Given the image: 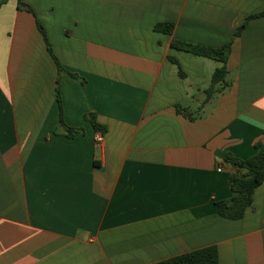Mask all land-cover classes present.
<instances>
[{"label":"crops","instance_id":"0c3cea01","mask_svg":"<svg viewBox=\"0 0 264 264\" xmlns=\"http://www.w3.org/2000/svg\"><path fill=\"white\" fill-rule=\"evenodd\" d=\"M18 1L0 5V264H151L208 245L220 264H264V182L240 219L213 204L231 197L225 153L264 142V15L234 36L264 0ZM172 40L231 41L229 86L204 102L221 62Z\"/></svg>","mask_w":264,"mask_h":264},{"label":"trees","instance_id":"16d2710c","mask_svg":"<svg viewBox=\"0 0 264 264\" xmlns=\"http://www.w3.org/2000/svg\"><path fill=\"white\" fill-rule=\"evenodd\" d=\"M6 0H0V5ZM19 6H24L30 10L26 4L21 0L18 1ZM264 11L256 14L249 15L245 22L240 25L234 36H237L242 28L245 26L247 20L250 18L263 16ZM38 28L43 35L46 42L47 48L51 56L53 57L58 73H62L64 69L62 68L59 60L54 55L50 44L47 41L46 33L42 25L38 22ZM174 25L172 23H158L154 26V29L164 33H171ZM171 46L186 52H190L195 56L209 57L221 62V65L212 73L210 83L205 89V101H208L214 93L222 92L229 86V82L226 79L228 73L226 67V61L231 49V41L223 44L220 47H212L202 44H193L183 40H172ZM170 59L177 63L172 57ZM178 65V63H177ZM178 72L183 75L180 67L178 66ZM72 76L77 77L76 73H70ZM59 76L56 83V98L60 107V126H65L68 136H72L77 131H84L83 127H70L66 126L62 118L61 102L59 95ZM201 108V107H200ZM176 109L178 112L184 111V108L177 105ZM187 116L190 119L193 117L188 113ZM85 119L88 120L93 126L94 130L104 133L106 128L97 122L94 113H88L85 115ZM255 152L247 158H238L231 153H225L224 161L231 164L237 168L236 172L230 173L228 176V186L231 190V197L223 200H214V208L216 212L226 218V219H240L244 216L246 210L252 206L253 194L255 189L264 182V142H257L255 145ZM151 264H220L218 249L216 245H208L195 250H191L179 255H175L158 262Z\"/></svg>","mask_w":264,"mask_h":264},{"label":"built area","instance_id":"2783aa9c","mask_svg":"<svg viewBox=\"0 0 264 264\" xmlns=\"http://www.w3.org/2000/svg\"><path fill=\"white\" fill-rule=\"evenodd\" d=\"M96 139L98 142H102L103 141V134L98 132ZM221 169H222V167H218V170H221Z\"/></svg>","mask_w":264,"mask_h":264}]
</instances>
